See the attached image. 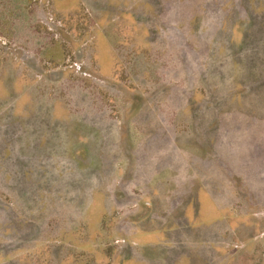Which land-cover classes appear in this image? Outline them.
Segmentation results:
<instances>
[{
	"label": "rangeland",
	"instance_id": "374dc122",
	"mask_svg": "<svg viewBox=\"0 0 264 264\" xmlns=\"http://www.w3.org/2000/svg\"><path fill=\"white\" fill-rule=\"evenodd\" d=\"M0 264H264V0H0Z\"/></svg>",
	"mask_w": 264,
	"mask_h": 264
},
{
	"label": "trees",
	"instance_id": "16d2710c",
	"mask_svg": "<svg viewBox=\"0 0 264 264\" xmlns=\"http://www.w3.org/2000/svg\"><path fill=\"white\" fill-rule=\"evenodd\" d=\"M217 141H218V140L215 139V138L212 139L213 144L211 143V145H214V146H215V149L217 148V146L222 147L221 145H219V144L217 143ZM232 143H233V142L230 141L228 144H232ZM245 143H247V142H245ZM253 152H254L255 154L261 155V154H262L261 147L258 146V145H257V146H254V148H253ZM242 153L246 154L245 151H242V148H240L239 153L235 154L234 157H232L233 159L231 158V159H232V162H233L234 165L241 166V163H242V161H243V158H242V156H241Z\"/></svg>",
	"mask_w": 264,
	"mask_h": 264
},
{
	"label": "crops",
	"instance_id": "0c3cea01",
	"mask_svg": "<svg viewBox=\"0 0 264 264\" xmlns=\"http://www.w3.org/2000/svg\"><path fill=\"white\" fill-rule=\"evenodd\" d=\"M145 245V244H144Z\"/></svg>",
	"mask_w": 264,
	"mask_h": 264
}]
</instances>
